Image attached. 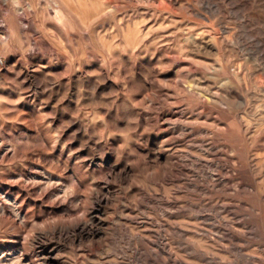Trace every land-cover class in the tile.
Listing matches in <instances>:
<instances>
[{
	"label": "rangeland",
	"instance_id": "obj_1",
	"mask_svg": "<svg viewBox=\"0 0 264 264\" xmlns=\"http://www.w3.org/2000/svg\"><path fill=\"white\" fill-rule=\"evenodd\" d=\"M0 264H264V0H0Z\"/></svg>",
	"mask_w": 264,
	"mask_h": 264
}]
</instances>
